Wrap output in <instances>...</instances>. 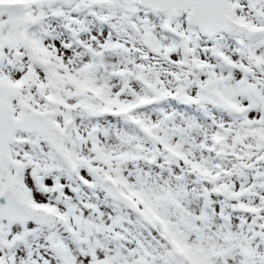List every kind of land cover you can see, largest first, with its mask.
<instances>
[{
    "label": "snow or ice",
    "instance_id": "snow-or-ice-1",
    "mask_svg": "<svg viewBox=\"0 0 264 264\" xmlns=\"http://www.w3.org/2000/svg\"><path fill=\"white\" fill-rule=\"evenodd\" d=\"M0 264H264V0H0Z\"/></svg>",
    "mask_w": 264,
    "mask_h": 264
}]
</instances>
